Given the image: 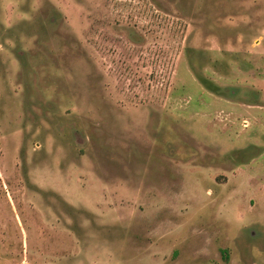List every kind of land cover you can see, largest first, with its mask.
Returning a JSON list of instances; mask_svg holds the SVG:
<instances>
[{"label": "rangeland", "instance_id": "obj_1", "mask_svg": "<svg viewBox=\"0 0 264 264\" xmlns=\"http://www.w3.org/2000/svg\"><path fill=\"white\" fill-rule=\"evenodd\" d=\"M0 264H264V0H0Z\"/></svg>", "mask_w": 264, "mask_h": 264}]
</instances>
